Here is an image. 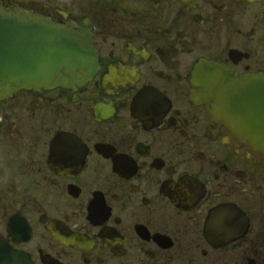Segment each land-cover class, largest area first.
<instances>
[{"label": "flooded vegetation", "instance_id": "af4514ba", "mask_svg": "<svg viewBox=\"0 0 264 264\" xmlns=\"http://www.w3.org/2000/svg\"><path fill=\"white\" fill-rule=\"evenodd\" d=\"M85 32L78 87L0 99V264H264V153L198 99L264 76V0H0Z\"/></svg>", "mask_w": 264, "mask_h": 264}, {"label": "water", "instance_id": "95a60500", "mask_svg": "<svg viewBox=\"0 0 264 264\" xmlns=\"http://www.w3.org/2000/svg\"><path fill=\"white\" fill-rule=\"evenodd\" d=\"M97 69L87 33L0 5V99L21 89L81 87ZM195 83L197 98L213 103L214 118L264 153V76L237 77L203 61Z\"/></svg>", "mask_w": 264, "mask_h": 264}]
</instances>
